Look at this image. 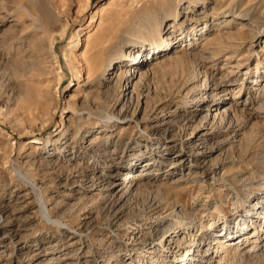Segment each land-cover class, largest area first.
<instances>
[{
    "label": "rangeland",
    "instance_id": "rangeland-1",
    "mask_svg": "<svg viewBox=\"0 0 264 264\" xmlns=\"http://www.w3.org/2000/svg\"><path fill=\"white\" fill-rule=\"evenodd\" d=\"M161 1L0 0V264H157L153 256L182 264L194 242L185 231L160 245L162 226L172 207L187 214L208 198L224 213L198 223L202 248L195 254L209 256L200 264H263L264 250L224 263V254L214 253L221 243L207 252L203 232L207 223L219 231L248 224L242 208H264L260 189L252 193L260 204L246 202L264 182V27L229 13L205 17L231 1L187 2L181 29L164 21L174 43L124 62L139 49L126 45L123 30L133 16L162 9ZM237 1L238 11L264 12V0ZM209 41L219 54L201 60L203 73L190 82L193 58L177 57L179 50ZM121 48V60L109 67ZM145 162L153 163L146 172ZM236 172L247 180L234 185ZM195 213L198 222L201 211ZM255 230L250 221L241 232Z\"/></svg>",
    "mask_w": 264,
    "mask_h": 264
},
{
    "label": "bare ground",
    "instance_id": "bare-ground-1",
    "mask_svg": "<svg viewBox=\"0 0 264 264\" xmlns=\"http://www.w3.org/2000/svg\"><path fill=\"white\" fill-rule=\"evenodd\" d=\"M206 1L207 0H162L161 1L162 9L160 8L159 10H156L151 14H147L144 17H140L138 15L133 16L130 24L123 30V31L128 32V37L124 38V41H125L126 45L130 44L134 47V49L138 48L139 50H132L130 52V54L124 56V57H126L124 59V62L136 61V60L140 59L144 55L145 52L146 53H148L149 51L155 52L157 50L156 47L159 44H163V43L165 44L166 43L164 45V47H168L169 45L174 43L176 38L172 39V40H168L167 38H165L166 33H165V29L163 27L165 19H167V18L173 19V24L170 26V27H173V30L177 29L176 28L177 26H179L181 29V27L184 24V21H181V19H179V18L181 16V10H182L183 5H185V3L188 2L193 7H195L197 3H205ZM228 2H230V3L226 7H224V8L221 7V9H217V10L212 9L213 10L212 14L207 13L205 15V17L206 18L209 16H217L218 17L222 14L229 13L231 15H237L239 17H244L246 19L251 20L253 26L255 27V29L257 31H261L263 29V27H264V12L262 14L260 13L261 15H256L255 14L256 11L254 13H249V12L246 13V10H241V11L239 10L238 11V10H236V5L238 4L237 0H218L217 1V3H222V4L223 3L227 4ZM113 14L114 13H111V14L109 13L108 15H106V18L109 19V18L114 17ZM35 15H36L35 13L31 14V16H35ZM191 20H193V18H191ZM111 25L112 24H110L105 29V32H104L105 36L106 35L109 36L108 32H109V30H112ZM206 25H208V23ZM132 26H133V28H132ZM193 32H194V30H193ZM182 34H184V38L191 36V34L188 36L187 35L185 36V31H183ZM76 37H77L76 40L78 42L79 37L78 36H76ZM106 40L103 42H100L98 44H95L90 51L91 54L96 55V54L100 53L102 50H104L108 46V43H107L108 40L107 41ZM218 40H219V42L220 41L223 42L222 39L220 40V39L216 38V41H218ZM209 46H211L210 41L205 42L202 45L201 49L197 50L196 43L191 42V43H188L186 46H184V48L182 47L179 50V52H181V55H178L177 57L183 58L185 55L190 54V56L193 58V62H192L193 66L189 71H187L188 72L187 75L189 78L188 81L193 82V81L198 80L200 75L203 73L201 71L203 69L201 60L203 62L216 60V56L219 54V52L216 50H210L211 47H209ZM122 52H123V50L121 48L119 50L117 49L116 51H114L112 53L110 63L108 65L109 67H112L114 62L118 63L119 60H121L122 54H123ZM91 60H93V59H91ZM237 65H238V67L244 66L241 63H238ZM258 69L259 68L257 66L256 70H258ZM87 72H88V77H89V75L96 76L95 71H94L95 73H93V74H92V72H91V74L89 71H87ZM132 73H133V70L129 69L128 74H132ZM210 81H211V75L208 74L207 71H204V82L202 85L208 86L210 84ZM233 110H234V112H236L235 108H233ZM73 111L76 114V110H73ZM101 114L103 116H106L105 118H107L108 121H110L112 119L111 118L112 116L109 114V111L106 108H104L101 111ZM222 116H223L222 113H220V118H223ZM107 127H111V124H109ZM35 142L39 143V141H35ZM59 142L61 143L62 141L60 139L55 140L56 144H58ZM94 143L96 144V143H98V141L94 140ZM64 150H65V147L62 146L60 148V151H64ZM263 159H264V156H263ZM152 162H145V164L149 167H147L145 165L146 170H144V172L148 171L151 168V166L153 164ZM142 174H138V177L141 176ZM234 177L237 178V180L235 179V181L233 182L234 185L239 184V183H243L247 180V178L245 176H243L240 172H236L234 174ZM253 186L254 187L249 194V199H248V201H246V202H249L252 207L255 205L253 203L259 200V199H256L255 196H252V193H253L254 189L255 190L260 189V191H264V182L259 183L257 185V187H255L256 185H253ZM220 188H218L217 191H219V194H222L223 192ZM209 199L210 198H208V200L206 201L205 205L202 208L197 209L196 211L195 210H193L192 212L190 211L187 214L186 213L183 214V212H181V211L178 212L176 207L175 208L172 207V211L167 215V217H171L172 220L165 221L164 225L162 226L163 229L161 230V238L158 240L160 245H163L165 242H167L169 237H172V236L177 237L180 234H185V231H187L188 236H190L191 242L192 243L194 242V245L191 246V248L189 250H187V252L184 254V256H182V258H180V262H184L182 264H187V262H185V261H188L189 264H200L202 262V260L199 257H204V258L209 257L207 255L195 254L197 252L199 254V251H201L200 249L202 248V244L200 243V244H198V246H197V244H195L198 242H197V239L194 235L195 231H200L199 227H198V223H200V226L202 225V227H205V225H203V222H201L205 217H208L210 219V217L212 215L218 214V212H220V211L222 213H224L222 204H220V205L216 204L213 206H209L208 205ZM262 201H264V198L262 199ZM241 203L242 202L240 200L234 198L232 200L231 204H233L234 206H237V208H240ZM257 203L260 204L259 201ZM257 203H256V205H257ZM260 209L261 208H259L258 210H256L255 208H252V209H248L247 207L242 208V211H240V216L243 217L245 215L244 218L246 217L245 221L247 220L248 224L247 223H244V224L240 223V226L237 228H235V227L229 228V226L224 225L221 228V230L219 231V230H216L215 223H207L206 226L208 225L209 229L203 232L204 235L208 236V237H204L205 239L203 241L204 245L208 246L207 252H209V253L211 252V249H212L211 246L212 245H217V244L221 243V245L216 246V250L214 251V253L215 252H217V253L221 252L222 254H224V256L222 257V261L224 263H226L225 261L227 259H229L230 257H233L234 260L239 259V260H243V261L245 260L246 261L252 256H258L259 252L260 253L263 252V250H264V208L262 210H260ZM197 211H201V214H200L201 218L198 219V222H196L198 214L195 213ZM245 212H246V214H245ZM43 213H44V216L49 217V212L43 211ZM211 213H213V214H211ZM261 215H262V217H261ZM244 218H242V220ZM238 219H239V217H238ZM250 221L253 222L256 230L254 233H252L251 236H247L246 234H244V232H241V230H242V227H245V226L249 227ZM221 231H222V234L224 235V237L230 238L232 236L231 239L224 241V239H223L224 237H219V235H218V233ZM261 232H263V233H261ZM185 240H186V237H182V238L178 239V245L182 246L183 243L185 242ZM245 243H250V245L248 246V247H250V250H248V251L246 250L247 252L245 250L243 251L241 249V247ZM166 247H167V245L163 246V248H166ZM144 248L145 247H141L140 250H143ZM155 248L156 247H151V249H155ZM153 258L154 259L156 258L157 264H165V262H166V260H161L160 257H157V256H153ZM230 259H229V261H230ZM262 259H263L262 263L264 264V257Z\"/></svg>",
    "mask_w": 264,
    "mask_h": 264
}]
</instances>
